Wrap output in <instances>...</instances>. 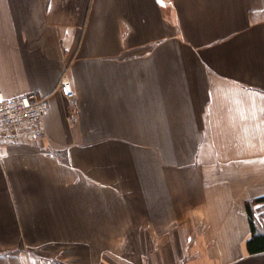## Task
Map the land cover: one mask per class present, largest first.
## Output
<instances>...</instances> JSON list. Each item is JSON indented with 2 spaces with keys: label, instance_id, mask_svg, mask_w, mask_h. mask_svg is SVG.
I'll return each instance as SVG.
<instances>
[{
  "label": "crops",
  "instance_id": "1",
  "mask_svg": "<svg viewBox=\"0 0 264 264\" xmlns=\"http://www.w3.org/2000/svg\"><path fill=\"white\" fill-rule=\"evenodd\" d=\"M30 90L0 264H264V0H0V100Z\"/></svg>",
  "mask_w": 264,
  "mask_h": 264
},
{
  "label": "built area",
  "instance_id": "2",
  "mask_svg": "<svg viewBox=\"0 0 264 264\" xmlns=\"http://www.w3.org/2000/svg\"><path fill=\"white\" fill-rule=\"evenodd\" d=\"M58 89L64 97H74L70 82L65 78L60 80ZM47 108V96L37 90L0 100V144L41 139L45 133Z\"/></svg>",
  "mask_w": 264,
  "mask_h": 264
},
{
  "label": "trees",
  "instance_id": "3",
  "mask_svg": "<svg viewBox=\"0 0 264 264\" xmlns=\"http://www.w3.org/2000/svg\"><path fill=\"white\" fill-rule=\"evenodd\" d=\"M254 201H264V195L257 197ZM246 209L249 215V224L251 235L246 241V248L249 253H259L264 251V231L259 229L253 219V213L250 209V202H246Z\"/></svg>",
  "mask_w": 264,
  "mask_h": 264
}]
</instances>
